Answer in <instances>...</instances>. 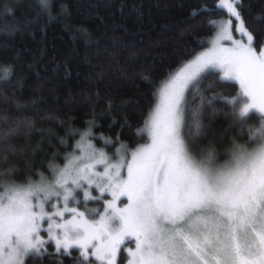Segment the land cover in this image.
Masks as SVG:
<instances>
[{
	"label": "snow or ice",
	"instance_id": "obj_1",
	"mask_svg": "<svg viewBox=\"0 0 264 264\" xmlns=\"http://www.w3.org/2000/svg\"><path fill=\"white\" fill-rule=\"evenodd\" d=\"M35 4L53 18L54 0ZM242 6V0H219L228 19L209 21L218 28L209 51L158 90L157 106L136 131L147 139L135 148L117 135L120 147L97 156L89 142L87 161L81 146L63 168H50L51 180L41 174L19 184L10 178L18 170L10 158L12 137L27 122H10L0 110V264H26L30 256H44L53 242V264H63L72 248L81 264H93V258L119 264L122 252L130 257L127 264H264V24L253 20L250 31ZM60 10L67 14L66 6ZM233 17L246 42L233 39ZM12 75L11 67H0V86ZM228 83L239 86L235 95L212 91ZM221 117L234 135L210 141ZM90 137L86 132L81 139ZM93 187L99 195L91 194ZM89 201L101 207L90 208Z\"/></svg>",
	"mask_w": 264,
	"mask_h": 264
},
{
	"label": "trees",
	"instance_id": "obj_2",
	"mask_svg": "<svg viewBox=\"0 0 264 264\" xmlns=\"http://www.w3.org/2000/svg\"><path fill=\"white\" fill-rule=\"evenodd\" d=\"M218 4L219 0H54L50 19L35 0H0V67L13 72L10 83L0 86V110L10 122H27L12 137L15 151L10 158L18 170L10 178L19 184L38 181L41 174L51 179L50 168L61 169L67 156L85 142L97 156V148L111 156L120 147L117 135L129 148L145 143L147 136L137 137L136 131L156 107L158 90L209 45L217 31L209 21L219 24L228 17ZM242 4L239 10L250 31L253 20L264 24V0ZM61 5L67 14L61 13ZM232 20L233 35L241 36L238 21ZM238 90L233 83L212 89L227 96ZM226 126L227 121L218 118L209 140L231 139L235 130L225 131ZM86 132L90 140L82 141ZM94 189L91 194L99 195ZM88 204L101 207L98 201ZM47 248L44 256H30L26 264H53L54 242ZM78 251L72 248V256H62L63 264H81ZM118 260L126 264L127 254L122 252Z\"/></svg>",
	"mask_w": 264,
	"mask_h": 264
},
{
	"label": "rangeland",
	"instance_id": "obj_3",
	"mask_svg": "<svg viewBox=\"0 0 264 264\" xmlns=\"http://www.w3.org/2000/svg\"><path fill=\"white\" fill-rule=\"evenodd\" d=\"M223 9L227 12V15L229 16V13H228L227 9H226V8H223ZM233 18H234V17H233ZM227 19H228V17L225 18L224 21H226ZM217 31H218V28H217ZM217 31H216V33H217ZM216 33H215V35H216ZM215 35L212 37L211 41L214 40ZM232 36H233V39H242V40L245 41V42H246V40H247L246 38H241V36L236 37L235 35H233V33H232ZM211 41H210L209 45H208L204 50L198 52V53H197L195 56H193L189 61L185 62L181 67H179L178 70H177L175 73H173V74H172V75H171V76H170V77L164 82V84L161 86L160 89H162L167 83H169L170 80H171V77L174 76L177 72H179L180 69H181L186 63H188V62L194 60L195 57L199 56L200 54L209 51V49L211 48ZM220 44H221L222 46H224V47H231V46H232V42H231L230 40H222V41H220ZM257 51H259V50L257 49ZM238 87H239V86H238ZM158 102H159V99L157 98V101H156V104H155L156 106H157ZM85 143H86V144H85L84 147H83L84 157L86 156L87 151H88V150H91V148L88 147L89 142H85ZM86 148H87V150H86ZM97 149H99V150L101 151V148H97ZM79 153H80V148H77V149H75V151H74L73 153H71L70 155H68L67 158H72L74 155H77V154H79ZM98 155H99V152H98ZM65 163H66V160H65V162H64V165H65ZM64 165H63L62 167L60 166V168H63ZM102 167H103V165H97V166H96V170H101ZM51 179H52V178H51ZM51 179H48V180H51ZM85 187H87V184H85ZM93 189H94V187H93L92 189H90V190H93ZM94 191H95V189H94ZM94 191H93V192H94ZM97 192H98V191H97ZM80 193H81V197L83 198V196H82L83 192H80ZM107 194H108V193H105V195H107ZM109 195H110V194H109ZM106 198H107L108 200H111V199H112L111 195H110L109 197H106ZM124 199H125V198L122 197V198H121V201H117V207H119V206L121 205V202H122ZM57 207H62V202L59 203V204L57 205ZM54 210H55V209H54ZM70 215H71L70 213H66V214H65V219L69 218ZM97 218H98V217H97ZM54 219H55V220H59L58 217H57V218H54ZM46 226H47V222H42V227H46ZM41 235H42L45 239H47V237L45 236V235H47V233L42 232ZM128 259H130V257L127 256V260H128ZM97 264H98V263H97ZM126 264H127V262H126Z\"/></svg>",
	"mask_w": 264,
	"mask_h": 264
}]
</instances>
